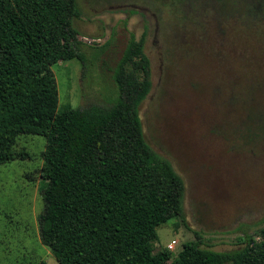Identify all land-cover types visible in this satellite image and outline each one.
Here are the masks:
<instances>
[{
	"label": "rangeland",
	"instance_id": "1",
	"mask_svg": "<svg viewBox=\"0 0 264 264\" xmlns=\"http://www.w3.org/2000/svg\"><path fill=\"white\" fill-rule=\"evenodd\" d=\"M76 3L80 17L73 26L82 35L85 69L78 61L52 66L59 106L114 104V69L131 38L146 32L152 84L138 108L143 135L185 185L183 217L156 229L154 251L175 241L170 263L188 244L228 252L247 237L258 240L264 227V22L217 0ZM14 149L29 157L0 165V263L59 264L39 238L45 139L21 135Z\"/></svg>",
	"mask_w": 264,
	"mask_h": 264
},
{
	"label": "trees",
	"instance_id": "2",
	"mask_svg": "<svg viewBox=\"0 0 264 264\" xmlns=\"http://www.w3.org/2000/svg\"><path fill=\"white\" fill-rule=\"evenodd\" d=\"M231 1L217 0L264 22V0ZM79 17L76 0H0V165L29 157L14 149L19 136L45 139L41 244L59 264H264V227L234 251L188 244L170 263V251H154L156 229L183 217L185 185L143 135L138 108L152 84L146 32L114 69V104L59 106L52 66L85 69Z\"/></svg>",
	"mask_w": 264,
	"mask_h": 264
},
{
	"label": "built area",
	"instance_id": "3",
	"mask_svg": "<svg viewBox=\"0 0 264 264\" xmlns=\"http://www.w3.org/2000/svg\"><path fill=\"white\" fill-rule=\"evenodd\" d=\"M175 244H176L175 241H171L169 244H167L166 249L168 251H172L174 249V247H175Z\"/></svg>",
	"mask_w": 264,
	"mask_h": 264
}]
</instances>
